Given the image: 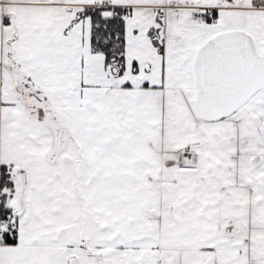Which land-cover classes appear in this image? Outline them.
Here are the masks:
<instances>
[{
    "label": "snow or ice",
    "instance_id": "6c2138e0",
    "mask_svg": "<svg viewBox=\"0 0 264 264\" xmlns=\"http://www.w3.org/2000/svg\"><path fill=\"white\" fill-rule=\"evenodd\" d=\"M0 264H264V0H0Z\"/></svg>",
    "mask_w": 264,
    "mask_h": 264
}]
</instances>
